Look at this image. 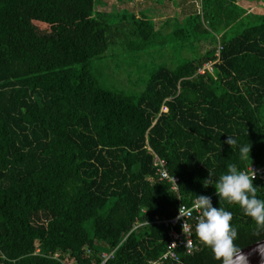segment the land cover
Instances as JSON below:
<instances>
[{
    "label": "trees",
    "instance_id": "trees-1",
    "mask_svg": "<svg viewBox=\"0 0 264 264\" xmlns=\"http://www.w3.org/2000/svg\"><path fill=\"white\" fill-rule=\"evenodd\" d=\"M200 3L169 34L183 60L154 70L134 100L101 86L90 64L118 39L137 52L164 43L170 24L99 11L100 0H0V264H102L112 250L105 264H146L169 243L155 218L198 195L232 212L240 249L264 238L214 188L231 165H264V14ZM207 63L213 71L200 74ZM253 183L264 199V182ZM194 241L178 264H220L195 230Z\"/></svg>",
    "mask_w": 264,
    "mask_h": 264
},
{
    "label": "rangeland",
    "instance_id": "rangeland-1",
    "mask_svg": "<svg viewBox=\"0 0 264 264\" xmlns=\"http://www.w3.org/2000/svg\"><path fill=\"white\" fill-rule=\"evenodd\" d=\"M236 2L254 14H264V0ZM97 8L110 13L128 9L139 17L144 12L159 31L163 30L165 23L170 24L161 33L160 40L164 43H155L151 49L137 52L127 47L125 38L118 39L102 59H94L90 64V70L101 86L136 100L154 70L162 65L173 67L183 60L185 49L181 50L183 47L171 40L169 34L174 27V19L182 23L187 15L201 10V3L200 0H100ZM210 48L204 42L200 51ZM162 110L167 111V108Z\"/></svg>",
    "mask_w": 264,
    "mask_h": 264
},
{
    "label": "clouds",
    "instance_id": "clouds-1",
    "mask_svg": "<svg viewBox=\"0 0 264 264\" xmlns=\"http://www.w3.org/2000/svg\"><path fill=\"white\" fill-rule=\"evenodd\" d=\"M226 143L230 146L236 143L228 136ZM242 154H248L250 148L242 146ZM255 174L240 170L236 165L228 167L215 183L216 194L230 205H238L243 213L250 217L258 226H264V199L258 198L257 187L253 183ZM207 187L211 184V173ZM195 210L201 213L195 226L199 240L211 249L220 264H247V256L236 246L237 229L232 223L233 214L222 207H214L210 196L198 195L193 204ZM191 210L180 209V218L190 216Z\"/></svg>",
    "mask_w": 264,
    "mask_h": 264
},
{
    "label": "built area",
    "instance_id": "built-area-1",
    "mask_svg": "<svg viewBox=\"0 0 264 264\" xmlns=\"http://www.w3.org/2000/svg\"><path fill=\"white\" fill-rule=\"evenodd\" d=\"M222 46L219 45L216 56L219 59ZM213 63L205 64L201 69H199L200 74H205L207 70L213 71ZM153 155L154 166L156 168V175L160 180H165L171 184V189L175 192H179V178L177 176H172L167 170V161L156 155L151 149H149ZM250 174H255L254 181L264 182V165L252 164L247 168L243 169ZM151 181L153 180L150 178ZM195 202V201H194ZM193 202V204H194ZM192 205H187L179 202L176 210V215L172 218H159L156 217L153 221L154 224H163L168 229L169 243L165 253L156 260H150L146 264H165V262H170V264L180 263V255L178 253L179 248H184L188 253L196 251L199 247L194 241V230L198 223L201 213L199 210H195ZM185 211L191 210V215L184 218H180V209ZM136 228V226H135ZM115 250L102 253L103 262L105 264L109 259L114 257Z\"/></svg>",
    "mask_w": 264,
    "mask_h": 264
},
{
    "label": "water",
    "instance_id": "water-1",
    "mask_svg": "<svg viewBox=\"0 0 264 264\" xmlns=\"http://www.w3.org/2000/svg\"><path fill=\"white\" fill-rule=\"evenodd\" d=\"M247 264H264V238L241 249Z\"/></svg>",
    "mask_w": 264,
    "mask_h": 264
}]
</instances>
